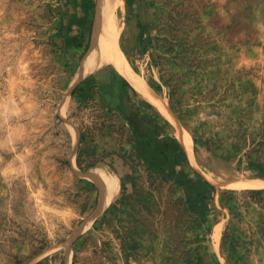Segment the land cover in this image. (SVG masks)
Returning <instances> with one entry per match:
<instances>
[{"label":"rangeland","instance_id":"rangeland-1","mask_svg":"<svg viewBox=\"0 0 264 264\" xmlns=\"http://www.w3.org/2000/svg\"><path fill=\"white\" fill-rule=\"evenodd\" d=\"M95 2L0 0V264H264V0H124L116 51L216 187L206 216L120 111L72 95Z\"/></svg>","mask_w":264,"mask_h":264},{"label":"trees","instance_id":"trees-1","mask_svg":"<svg viewBox=\"0 0 264 264\" xmlns=\"http://www.w3.org/2000/svg\"><path fill=\"white\" fill-rule=\"evenodd\" d=\"M92 2L95 6V0ZM126 2L128 6H132L135 0ZM152 86L158 91L162 89L158 84ZM90 90H94L102 100L120 111L132 132L138 158L151 164L152 157L161 156L168 174L174 176L186 189V197L192 209L200 210L206 216V200L215 192L216 187L190 166L188 155L176 137L170 121L148 101H144L127 78L116 69L98 75L91 74L72 89V95L79 92L85 94ZM194 142V150H197L198 141L194 139ZM248 191L260 193L264 189Z\"/></svg>","mask_w":264,"mask_h":264},{"label":"bare ground","instance_id":"bare-ground-1","mask_svg":"<svg viewBox=\"0 0 264 264\" xmlns=\"http://www.w3.org/2000/svg\"><path fill=\"white\" fill-rule=\"evenodd\" d=\"M124 13V0H98L92 43L89 51H87V54L81 61V67L75 78V82H81L104 65L110 63L130 81L139 96L153 104L169 119H172V115L163 107V103L159 101V97L128 67L120 52L117 53L116 51L120 23L124 17ZM184 141L188 152L193 151V139L189 133H185ZM92 176L99 180V186L106 196L104 206H107L117 190V182L111 179L104 170L96 169Z\"/></svg>","mask_w":264,"mask_h":264},{"label":"crops","instance_id":"crops-1","mask_svg":"<svg viewBox=\"0 0 264 264\" xmlns=\"http://www.w3.org/2000/svg\"><path fill=\"white\" fill-rule=\"evenodd\" d=\"M126 78V77H125ZM128 80V79H127ZM129 81V80H128ZM130 82V81H129ZM133 86V85H132ZM117 89L119 88V84L117 83V87H116ZM117 92H118V90H117ZM256 181H261V180H256ZM264 182V181H263Z\"/></svg>","mask_w":264,"mask_h":264}]
</instances>
